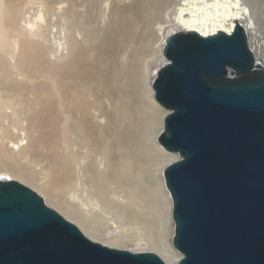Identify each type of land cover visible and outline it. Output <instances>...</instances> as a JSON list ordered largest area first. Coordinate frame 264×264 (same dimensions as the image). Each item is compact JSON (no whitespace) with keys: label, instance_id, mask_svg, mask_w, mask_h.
I'll return each instance as SVG.
<instances>
[{"label":"bare ground","instance_id":"obj_1","mask_svg":"<svg viewBox=\"0 0 264 264\" xmlns=\"http://www.w3.org/2000/svg\"><path fill=\"white\" fill-rule=\"evenodd\" d=\"M239 24L264 67V0H0V179L30 186L94 241L179 264L164 177L179 154L158 140L168 111L153 79L168 36ZM73 187L108 227L62 196ZM134 223L151 234L126 235Z\"/></svg>","mask_w":264,"mask_h":264},{"label":"water","instance_id":"obj_2","mask_svg":"<svg viewBox=\"0 0 264 264\" xmlns=\"http://www.w3.org/2000/svg\"><path fill=\"white\" fill-rule=\"evenodd\" d=\"M153 79L168 111L160 144L179 264H264V67L239 24L212 36L177 32ZM0 264H166L87 237L45 198L0 179Z\"/></svg>","mask_w":264,"mask_h":264},{"label":"rangeland","instance_id":"obj_3","mask_svg":"<svg viewBox=\"0 0 264 264\" xmlns=\"http://www.w3.org/2000/svg\"><path fill=\"white\" fill-rule=\"evenodd\" d=\"M58 1V0H57ZM98 2V4H97ZM95 3V6H103L102 2L99 3V1H97ZM97 4V5H96ZM36 6V5H35ZM56 6H60L58 4V2L56 3ZM151 51L149 50L148 53L146 54L145 58L152 60L155 56H151ZM150 55V56H149ZM149 56V58H148ZM147 116V119H150L151 116ZM39 168V167H38ZM41 174V173H40ZM146 182L148 184L151 185L150 180L148 177H146ZM111 194V192L109 193ZM89 195V194H88ZM113 195V194H112ZM111 195V196H112ZM62 196L65 197L66 199L70 200L71 202H73L74 204H76V206L78 207V210L81 211L82 213L86 214L89 218H91L97 225L102 226V227H108V219L111 217L110 214H108L104 208H102V206H96L93 203H95L94 201L92 202L91 199L89 198V196L87 197V193L84 192V190L81 187H73L72 189H65L62 192ZM83 196V197H82ZM87 200H85V199ZM86 201V202H85ZM142 211L144 212V216L146 220H151L153 219V216L155 218V212L151 211L149 208H147L145 205L141 206ZM156 220V219H155ZM122 221V220H121ZM131 222V221H130ZM112 223V222H111ZM153 225H156L155 222ZM141 227L143 230V233L140 234V236H144V237H148V235L151 234V229L149 227H146L145 229L142 226L136 225L134 224H129L128 226L124 227V233H126V235L128 236H133L134 234H136L137 229ZM150 229V230H149ZM150 231V232H149ZM137 236V235H136ZM178 251V250H177Z\"/></svg>","mask_w":264,"mask_h":264}]
</instances>
